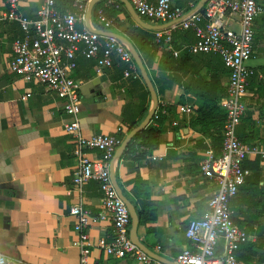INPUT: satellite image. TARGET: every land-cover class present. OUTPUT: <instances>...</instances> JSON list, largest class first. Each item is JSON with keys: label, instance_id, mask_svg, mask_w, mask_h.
I'll return each mask as SVG.
<instances>
[{"label": "crops", "instance_id": "1", "mask_svg": "<svg viewBox=\"0 0 264 264\" xmlns=\"http://www.w3.org/2000/svg\"><path fill=\"white\" fill-rule=\"evenodd\" d=\"M73 1L55 0V4L60 10L75 11ZM39 3L40 0H21L18 10L27 17H34ZM174 3L187 11L193 8L188 6L187 0H174ZM111 7L116 10V22L111 20L109 31L126 38L123 29L130 25L129 19L115 0H95L91 10L94 8L104 15L102 10L109 11ZM6 8L5 0H0V15ZM140 18L143 23L159 24ZM229 22L233 25V19ZM263 23L259 24V15L254 19L252 54L247 60L261 86L264 85ZM76 27L97 29L100 25L90 11L85 21L77 22ZM19 34L15 21L0 19V253L11 260L9 264H79V247L74 244L77 234L72 228L74 218L67 214L74 193L65 192L70 186L75 164L72 138L63 130V124L70 116L63 111L61 97L41 83L21 79L7 68L10 43ZM164 49L158 46L150 64H144L157 104L164 109L159 122L158 144L149 153L136 156L135 153H124L119 143L109 160V172L116 191L118 187L135 213L141 207V194L134 182L136 178L144 182L148 201L156 207V216L143 224L137 222L136 237L150 255L169 261L182 248L188 247L183 232L186 222L204 214L207 198L215 186L211 179L200 174L198 167L202 151L209 145L208 138L199 131V124L189 122L193 111L182 113L177 109L179 104L196 105V96L178 83L157 93L153 83L152 77L158 74L157 60ZM122 64H126L123 69ZM135 67L133 58L130 64L113 59L110 66L95 72L92 58L80 52L75 54L71 76L81 81L77 117L82 135L114 134L118 126L123 136L126 134L121 110L128 102H137L138 89L130 84V80L137 77L132 72L135 70L137 74ZM204 71L202 68L201 73ZM182 73L177 67L176 75L181 81L192 75ZM219 73L223 75L221 71ZM163 74V71L159 72V75ZM246 92V109L237 125V135L248 139L246 143L264 145V95L255 97L252 91ZM151 101L149 96L148 108ZM84 152L89 158L99 155L93 149ZM243 167L248 174L237 190L234 207L229 204L230 209L236 210L239 218L249 210L263 218L264 159L248 155ZM82 189L83 205L92 213L96 212L101 202L97 182L88 180ZM87 231L91 241L98 237L108 238L110 221L95 220ZM256 249L261 251V248ZM249 256V263L240 261L264 264L256 255ZM84 264L138 263L128 255L114 257L91 247Z\"/></svg>", "mask_w": 264, "mask_h": 264}, {"label": "built area", "instance_id": "2", "mask_svg": "<svg viewBox=\"0 0 264 264\" xmlns=\"http://www.w3.org/2000/svg\"><path fill=\"white\" fill-rule=\"evenodd\" d=\"M20 1L5 0L7 8L0 15V19L15 21L20 29V34L10 43L7 68L21 79L41 83L61 97L63 111L70 116L63 130L72 138L75 164L65 192L74 193L67 214L74 218L72 228L77 234L74 244L79 247V264L85 263L91 247L114 257L128 255L138 264H243L236 253L250 235L232 219L229 199L248 174L243 167L244 159L248 155L264 159V145L243 142L236 132L246 109L245 87L255 73L247 60L252 54L254 19L264 11V0H187L188 6L193 7L189 11L176 5L174 0H128L140 17L159 24L177 19L154 30L155 38H161L162 46L171 50L173 56L180 50L215 53L227 70L224 95L218 101L225 114L220 151L215 155L207 145L198 165L200 174L211 179L215 187L207 198L204 214L186 222L183 232L188 247L182 248L169 261L148 255L128 236L130 215L109 172V160L121 141L117 137L121 127L118 126L114 134L84 136L77 117L81 81L71 76L75 54L80 52L92 58L94 70L99 72L101 67L110 66L113 59L130 64L129 47L104 32L109 31L112 23L101 11L95 15L100 25L98 30L76 27L77 22L85 21L86 5L90 0H74L75 11L58 9L55 0H40L34 17H27L18 10ZM231 19L233 25L229 22ZM174 28H191L194 40L183 43L179 50L171 49L170 34ZM127 72L125 70V74ZM132 72L137 76L135 70ZM177 109L182 113L192 112L189 104H179ZM159 111L162 113L164 109L161 107ZM158 117L155 107L150 120ZM87 149L98 151V157H87L84 152ZM91 179L97 182L101 199L94 213L82 201V185ZM106 219L111 225L110 236L91 241L87 231L90 223ZM10 261L0 253V264Z\"/></svg>", "mask_w": 264, "mask_h": 264}, {"label": "trees", "instance_id": "3", "mask_svg": "<svg viewBox=\"0 0 264 264\" xmlns=\"http://www.w3.org/2000/svg\"><path fill=\"white\" fill-rule=\"evenodd\" d=\"M115 1L129 19L130 25L123 29V33L131 42L143 64L148 66L152 61L156 48L163 45L162 39L155 38L154 30L144 28L135 23L122 3L118 0ZM91 11L92 16H95L96 10L92 8ZM102 11L106 17L116 22V10L112 8L109 11L106 9ZM261 21H264V11L259 14V24ZM262 25L264 26V23ZM194 38L195 35L191 28H174L170 34L169 45L171 49L179 50L183 43L192 42ZM125 67L126 64H122L121 69ZM177 67L183 71L182 74L190 72L192 75L186 81H181L180 76L176 75ZM202 68L205 69L204 73H201ZM135 69L138 75L136 78L130 80V84L136 86L138 89L137 102H128L121 110L125 133L142 121L149 105V92L138 73V69L136 67ZM161 71L164 72L163 75H159ZM219 71L223 74L222 76H220ZM157 72V76L152 77L153 83L157 88V93H160L163 88L173 83H178L183 86L186 92L196 96V105L190 104L193 114L189 122L191 124H199V131L208 138L210 148L217 155L221 147L222 126L225 119L224 111L219 106L218 101L224 95L225 80L227 81V70L223 67L220 58L215 53H191L185 50H180L177 56H173L171 50L164 49L157 60ZM262 73L264 75V71ZM245 89L252 91L255 97L264 95V85H260L255 74L249 77ZM261 89H263V92H260ZM160 108L157 104L156 112L159 113V117L155 120L151 119L131 137L123 149L124 153H135L136 156H143L156 148L158 144L159 122L162 117V113L159 111ZM123 134L122 132H117V137L122 139ZM239 139L243 142L249 141L246 138L239 137ZM134 187L141 194V207L136 211L137 222L143 224L154 220L156 207L148 201L144 182L136 178ZM236 196L237 191L229 199L231 207H234ZM231 211L232 219L244 227L249 235L255 236L254 240H247V242L240 246L236 253L237 257L245 263H249L251 259L249 255H256L259 262L264 261V217L258 218L254 215L253 211L249 210L248 214L242 215V218H239L236 210L232 209ZM260 236L262 238L259 241ZM256 248H261V251L259 252Z\"/></svg>", "mask_w": 264, "mask_h": 264}, {"label": "water", "instance_id": "4", "mask_svg": "<svg viewBox=\"0 0 264 264\" xmlns=\"http://www.w3.org/2000/svg\"><path fill=\"white\" fill-rule=\"evenodd\" d=\"M95 0H90L87 4V9H86V16L89 15L90 11H91V5L94 3ZM121 3H123V5L126 7V9L128 10V12L131 14V16L133 17V19L140 24L141 26L147 28V29H161L164 28L174 22H177V19L171 20V21H167L164 23H160V24H147V23H143L141 18L135 13V11L133 10L131 4L129 3L128 0H119ZM202 2H204L205 0H201ZM94 30H98L96 28H94ZM107 32L111 35H113L114 37H116L118 40L124 42L130 49L131 51V56L133 58V60L135 61L136 64V68L138 69V73L143 81V83L146 86V89L149 92V96H151V105L149 106V108L147 109L146 115L144 116V118L142 119V121L136 125L135 127L131 128L130 130H128L126 132V134L123 136L121 142H120V146L122 148L125 147V145L128 143V141L131 139V137L138 132L140 129H142L144 127V125H146L151 118L152 112L154 111L156 104H157V97H156V93L155 90L153 88V85L151 83V80L147 74V71L145 69L144 64L142 63L139 55L137 54V52L135 51V49L133 48V46L131 45V43L122 35L116 33V32H112V31H104ZM117 193L120 196V198L123 200V202L125 203L129 215H130V219H131V224H130V228L128 229V236L130 238V240L136 244L141 250H143L145 253H147L148 255H150L147 252V248H145L141 242L137 239L136 237V233H135V227L137 224V217H136V213L135 210L133 208V206L123 197V195L121 194L119 188L117 187ZM151 252V251H149ZM152 256V255H150ZM155 258H158V256H153ZM168 261V260H167Z\"/></svg>", "mask_w": 264, "mask_h": 264}, {"label": "rangeland", "instance_id": "5", "mask_svg": "<svg viewBox=\"0 0 264 264\" xmlns=\"http://www.w3.org/2000/svg\"><path fill=\"white\" fill-rule=\"evenodd\" d=\"M253 37H254V35H253ZM253 239V235H250V240H252Z\"/></svg>", "mask_w": 264, "mask_h": 264}]
</instances>
